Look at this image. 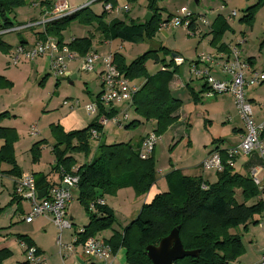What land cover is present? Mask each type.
Listing matches in <instances>:
<instances>
[{"label":"trees","instance_id":"trees-1","mask_svg":"<svg viewBox=\"0 0 264 264\" xmlns=\"http://www.w3.org/2000/svg\"><path fill=\"white\" fill-rule=\"evenodd\" d=\"M136 0H126L127 4ZM158 1L147 0V11L151 13L148 22H131L126 24L112 19L105 22L106 13L94 14L89 6L79 8L60 18L51 19L43 25V32L36 34L39 41L46 38H54L59 44H63L62 33L71 23L82 26L94 25L101 42L119 41L121 43H138L151 41L159 31L162 20L157 8ZM56 0H34V3L42 9V12L50 14L53 11ZM103 5L110 3L116 5L114 0H96ZM24 0H0V35L1 32L10 30L13 23L9 15L13 10L22 5ZM264 0L257 2L244 10L238 20L239 23L251 27L254 17ZM218 18L215 19V22ZM230 31L226 23L219 22L211 32L213 37L211 44L221 41L225 32ZM22 45V44H21ZM68 48L79 57H84L90 52L92 37L74 38L67 43ZM225 51L223 44L220 45ZM0 49L5 53L9 50L0 41ZM152 58L156 64L160 63L165 68L153 75H148L145 63ZM112 64L128 80H143L133 96L131 109L138 119H133L124 128L135 129L141 122H154L153 133L160 137L167 129L178 121L176 113L181 107V101L174 98L168 88L172 76L176 72V66L172 62L165 64V60H158L154 52H146L130 62L120 54H113ZM171 69V71L167 70ZM12 87L11 82L0 76V90ZM204 92L206 87L203 85ZM192 101L196 102V95L189 90ZM112 116V110L106 113ZM4 116V114L0 115ZM95 129L102 134L101 127L91 122L87 127L65 133L58 125L50 126V134L54 141L52 153L55 168L60 175V170L78 177L76 189L78 202L84 206L88 214L89 224L84 228V233L79 241L96 236L97 232L110 228L113 215L106 205H96L98 199H103L107 194L113 195L122 187H130L137 195L149 192L155 183V161L153 151L151 155L142 160L139 158V149L130 142L106 145L98 139L95 155L90 162L83 164L75 171L77 161L75 155H89L90 130ZM0 138L5 139V145L0 151V162H5L12 167L15 163L12 152V143L16 140L14 133L9 129L0 128ZM45 144L40 141L31 147L32 161L35 162L40 152V146ZM171 150V149H170ZM222 170L216 172V181L208 183L200 177H186L170 174L166 177L168 190L156 194L148 203L142 205L139 214L132 220L123 232L120 240L107 241L115 255L119 249L125 250L127 264H151L144 254L147 246L156 245L171 230L179 228V238L185 251H197L196 257H185L173 264H231L244 254L241 242V234L232 233L233 230L247 231L250 226H257L259 217H264V204L257 201L258 190L249 177H243L234 172L233 167L226 164L227 157L221 152ZM20 176L19 174L16 176ZM175 178V179H174ZM36 188L39 177L34 176ZM174 179V180H173ZM40 183V181H39ZM205 186L202 189L201 186ZM47 190L44 185L41 189ZM255 202L249 204L251 200ZM93 208L90 209V206ZM16 238L27 246H33L25 236ZM8 253L0 251V264Z\"/></svg>","mask_w":264,"mask_h":264},{"label":"rangeland","instance_id":"rangeland-1","mask_svg":"<svg viewBox=\"0 0 264 264\" xmlns=\"http://www.w3.org/2000/svg\"><path fill=\"white\" fill-rule=\"evenodd\" d=\"M92 1L93 0H70V7L72 8L71 11H75L79 8H82L83 6L92 4L91 10L95 12L96 15H101V13L103 12V9L101 8L103 7V4L102 6L100 5V2L93 4ZM256 2L257 0H229L228 5L226 6L227 9L235 11L237 14L236 17H234L232 20V25L235 29V33H227L224 36V40L231 45L238 43V41L246 40V43L244 42L245 44L243 43V46L241 45V47H243V51L246 52V54H242L241 51V60H245L247 56H254L255 58H257L255 63L256 68H259L258 70H261L264 68V4L259 7L255 14L254 18H256V23L254 27L249 28L244 24L242 25L238 23V20L243 15L244 10L254 5ZM33 4H36L34 3V0H24V3L22 5L16 7L13 10V12L9 15V19L14 26L26 24L32 18L38 19V17L40 16L39 13H41L39 11L40 8L38 7L37 9ZM115 6H117V4ZM128 6L129 13L127 14V17L124 16L126 13H124V15L122 13L120 16H118L119 21H122L126 24L136 22V18H139V23L144 21V18L148 13L146 9L147 0H136L134 3L128 4ZM156 6L157 8L165 9L161 12L162 18H165L168 14H171L170 17L179 16L180 9L183 7L187 8L196 17L199 16L196 15L197 13H201L206 17L209 25L211 24V18L216 15V11L214 9H210V0H201L199 5H196L195 0H162L158 1ZM40 10L42 11V9ZM213 11H215V13H213ZM51 16L53 15H49V17ZM167 17L165 19L163 18V20H166ZM106 18L107 14L105 20L108 21L109 19ZM95 28L96 27L94 25L82 26L74 22L71 23L67 29H65L64 37L66 40H71V38L73 37L84 38L90 36L92 37L91 51L94 52L97 48L100 47V45H102V42L99 39V34L95 31ZM15 29V31L6 34L4 37V34L0 35V41L3 42L4 40L7 44L12 46L19 43L22 39H29L31 37L32 32L29 31L28 28L25 27V25L17 27ZM207 38L208 37H206V39L204 38L200 40L199 36L197 35L189 36L187 30L183 28H177L174 30H159L156 36L151 41H143L138 43H122L124 44V49L120 52V54L125 57L126 62H130L131 60L146 52H154L157 55L159 62L162 59L167 62L169 61V58L172 56V54H175L176 56L181 58L182 62H184L180 65V71L175 76H177L181 81L185 82L186 80L189 81V79L191 78V75L189 74L190 72L188 71L189 64L196 58V55L200 53L207 54L208 52H211V50L207 46ZM119 44V41H115L109 46L100 48L98 50V54L101 51L105 52L106 54H108L109 50L116 51V46H118ZM2 54L4 53L0 49V63H2V56H4ZM100 56L101 54L98 55L99 58ZM107 56L108 55H106L105 58ZM21 61L23 60H20L19 63ZM79 64L80 59H78L77 61L75 60V62L71 63V66L75 67L73 70L74 75L76 76L75 79H60L56 88L53 86V80L48 79L51 78L50 75L47 78L49 80V84L45 87L43 84L40 86L39 83L47 70L46 68L44 70L45 72L43 71L39 75L30 76L28 79H26L25 74L22 71V66H19L18 68H11V71L13 73H19L15 78L16 86L14 88V93L23 99L22 104L20 105L21 109L17 110V112H26L25 115L29 116L30 118L42 115L43 111L45 110L44 107L47 105V100L50 97L55 100V104H61L63 101H68L70 103L78 102V104H80L79 107H84L86 104L94 101L96 95L100 90L99 76L97 75V73L99 74V72H97V70L99 69L100 71H102L103 64H96L95 71L92 73L79 71L77 69ZM160 65L161 64H156L155 62H153L152 58L148 59L145 63L147 74L153 75L160 68ZM167 70L171 71V69L168 68ZM262 72H264V69ZM131 82V84H133L134 86H138L140 84V80H134ZM192 83L194 87L202 85L201 81H193ZM244 92L247 99H249L250 97L253 98L256 106H261L264 104V82L259 86H250L248 88L246 87ZM179 96L182 101V105L179 111L180 119L174 125H172V128L169 131L160 136V140L157 141L158 143L155 146L156 148L154 147V149H156L153 154L155 161L156 179L154 184L160 186L162 188V191L165 190V183H167L166 177L173 172V175H181V168L197 170L198 163L201 162L202 158L204 157V153L206 152V150L213 146L211 144L213 139L218 140L219 138H224V146H228L230 144L233 146L229 148L236 147L239 143L237 144L236 142H234V140L238 137V135L233 134L232 128L236 125H243L240 118L237 117L233 100L228 95H207L204 92V94H201L200 100H197L195 103L190 100L189 94L185 89L182 90ZM0 100L2 101V99ZM117 107L118 110L119 108H123V106L121 105ZM256 108L257 107L255 106L252 108V111L254 113L253 116H256ZM59 109L60 111L64 112H68L69 110L68 107L64 106H61ZM127 113L128 121H132L131 119L135 117L133 110L129 109ZM51 114L53 115V112H51ZM227 117L233 118V120L231 122H227L225 121ZM254 120H256V118ZM261 121H263V119L259 121L256 120V123H260ZM141 123L142 124L137 126L135 130H126L124 126L122 128H117L114 125L113 121H110L102 129L103 143H105L106 145H112L117 144L118 142H127L129 139H132V144H136L138 138L141 135L149 131V133H152L151 128L154 127V124L151 122ZM172 138H174L175 141L178 140L179 142H181V144L178 143L179 146H177L176 148L175 145L171 150H167L168 146L171 144ZM98 143L99 142L96 140H89L88 145L90 150L88 158H92L95 155ZM203 144L204 146H206L205 151ZM78 158L83 159L84 156L81 154L77 155V157L75 158L76 161H78ZM172 162L177 164V168H173L171 164ZM188 172L191 173L189 170ZM215 172L217 171H214V173ZM259 178H261L260 175ZM213 179L214 176H211V180ZM153 189L154 190L151 191L152 199L154 198L153 194L157 189V186H155ZM71 196L72 200L69 207H67L71 212H73L75 219H73V221L71 222L73 224L72 231L66 230L63 233V243L70 242L71 232L75 236L78 230L89 224L88 214L85 211L84 206H82L78 202L76 190H71ZM103 198L105 199V203L107 202L106 207L109 208L112 212L113 219L110 228L97 232L96 237L109 242L120 240L123 236L125 228L139 214L140 209L142 205H144V201L147 198V193L139 196L134 193L132 188L122 187L118 189L113 195L107 194ZM253 202H255V199L251 200L249 204H252ZM10 211L11 210L9 205H6L4 209H0V231L9 232V229H11L10 232H16L18 234L26 230L32 232L31 234L36 240L35 245L38 248L43 249L44 253L42 254L47 259V263L52 264L53 261L60 262L59 257L56 254V227L53 224H49L46 227L38 228L35 230L36 226L34 224L36 222L32 224H25L24 222L20 221V219L13 218L11 220L10 215L12 214L10 213ZM127 213L130 214L129 216L131 219H124ZM257 220V226H250L251 230L248 232L242 231L241 228L231 231L232 233H237L238 231L240 232L243 247L246 248V251L249 252L255 251V245L261 247L264 240V217H260V219L258 217ZM2 228H6V230H2ZM5 234H7L8 238L11 237V235H9L8 233ZM15 235H13L14 238ZM77 250L78 252L80 251V249ZM122 250L124 251V255H121V257H117L114 264H127L125 260V250ZM82 257L85 260L87 258L84 255ZM66 264H72V261L69 259Z\"/></svg>","mask_w":264,"mask_h":264},{"label":"built area","instance_id":"built-area-1","mask_svg":"<svg viewBox=\"0 0 264 264\" xmlns=\"http://www.w3.org/2000/svg\"><path fill=\"white\" fill-rule=\"evenodd\" d=\"M221 9L224 6L220 7ZM65 3L58 4L54 7L51 17L40 21L37 25H44L51 19L60 18L64 15L60 13L67 11ZM103 11L109 15H119L127 13L128 6L118 7L112 6L110 3L104 4ZM60 14V15H58ZM235 11H230L227 20L236 17ZM208 26V21L205 16L196 17L187 8L180 9L179 16H173L169 20L160 23L159 30H170L183 28L187 30L189 36L199 34L197 32L198 25ZM30 26V25H28ZM27 26V27H28ZM195 27H197L195 29ZM15 28L1 32L8 33L15 31ZM244 43L239 41L236 45L228 48V53H220L209 55L200 53L196 57V65H192L189 69L190 75L195 79L200 80L206 87L207 95H230L232 97L236 113L242 121L244 133L241 141L236 147L227 149L226 164L232 167L235 159L239 156H248L251 153H257L260 158L264 157V120L256 123L253 116L252 104L245 97V88L250 86H258L264 82V73L250 71L247 62L240 58L239 47ZM40 57H47L49 75L56 81L63 78H69L68 66L71 62L79 58V56L71 51L67 44H59L54 38H46L43 41H38L27 47L17 45L9 54L10 65L17 66L20 60H33ZM98 60L96 54H86L82 58L79 71L92 73L95 71V63ZM176 66L182 64L178 58H172ZM197 64H204L205 68H198ZM218 68L223 75V79L215 78L211 71ZM248 76L246 77V74ZM100 90L94 101L84 106L88 116L93 122L103 128L110 121H113L117 128H122L124 123L128 121L126 110L119 111L117 106H126L131 108L133 96L138 90V86L131 84L122 73H120L112 64V56L106 57L103 70L98 74ZM63 105H68V101H63ZM77 106V102L74 103ZM264 109V104L261 105ZM101 109H105L106 113L112 110V116L107 117L100 113ZM31 135L35 134V129L31 128ZM90 140L98 141L100 133L95 129L90 130ZM158 137L154 133L148 134L141 142L139 149V158L147 159L156 143ZM203 170L221 171L220 155L217 152L211 153L202 163ZM62 185L59 187H50L46 190L42 198L38 199V190L36 188L35 179L32 175H20L14 178L13 195L21 202L29 205V211L23 216L22 221L29 224L39 217H48L52 224L57 229L56 246L58 255L61 260L72 256V264H80L76 253V247L81 250L82 255L86 256L90 264H113L114 254L112 253L111 245L96 236L89 237L84 241H79L80 236L84 233V228L78 230L75 234L70 235L69 243H63L62 234L66 230L72 231V220L67 214V205L72 200L71 190L76 189L78 177L72 174H67L60 170ZM249 178L258 190L257 201L264 204V179L259 178L258 170H251ZM63 185L67 188L64 189ZM205 189V186H201ZM96 205H104V202L98 199ZM93 205L90 206V209ZM263 251L260 259L255 264H264V240L262 242ZM20 246L24 251V260L22 264H47V259L34 246H27L20 242Z\"/></svg>","mask_w":264,"mask_h":264},{"label":"crops","instance_id":"crops-1","mask_svg":"<svg viewBox=\"0 0 264 264\" xmlns=\"http://www.w3.org/2000/svg\"><path fill=\"white\" fill-rule=\"evenodd\" d=\"M95 1L96 0H93L92 3L93 4L97 3ZM114 1L116 2L118 7L122 8L125 5L128 6L126 0H114ZM200 1L201 0H195L196 5H199ZM210 1H211V8L210 9H214L216 11V15H214L213 18H211L212 20L210 21L211 24L209 25V27L200 25L199 22L196 21V24L198 25L197 32H200L199 34H197V36H199L200 40L204 39V38L206 39V37H208L207 38L208 39L207 40V46L211 50V52H208L207 54L215 55V56L217 54H220V53H226L227 54L228 48L237 44L236 43L234 45H231V44H228L224 40V36L227 33H229V34L235 33V29L232 25L233 19H231V20L226 19L229 12L231 11V10L227 9V7H226L229 3V0H210ZM62 3H65L66 7L68 9H67V11H65V13H62L61 15H66V14L73 12V11H71L72 8L70 7L71 6L70 0H56L54 7L56 5L62 4ZM33 5H34V7H36L38 9L37 4H33ZM91 5L92 4L86 5V6H89V8L91 9ZM100 5L102 6V3H100ZM221 6H224V8L221 9L220 8ZM159 9H161V8H159ZM162 10L164 11L165 9H161V12H162ZM39 11L41 13H39L40 16L38 17V19L32 18L26 24H21L18 26L13 25V27H12V28H17V27H21L24 25H25V27H27L28 25H30L27 27L28 30L32 32L31 37L29 39H22L19 43L12 45V46L7 44L6 41L3 40V44H5L7 47H9V50L5 49L6 52L4 54H2L4 56H2V63H0V76L5 78L7 81L11 82L12 87L9 89L0 90V99H2V101L0 100L1 101L0 102V115L4 114V116L0 117V128L12 130V132L14 133V136L16 137V140L12 143V152L10 154L13 157V160L15 163L14 167H12L11 165H9L5 162H0V209H4V207H6V205H9L10 210H11L10 213L12 214V215H10L11 220L14 218V219H20V221H22L23 216L26 215L27 212L29 211V205L27 203L19 201L13 195V186H14L13 181H14V178L18 174L19 175H23V174L32 175L33 177L35 176V178L39 177L40 183H39V181H37L38 182V187H37L38 192L41 191V189L44 185L47 186V189L50 187H59L62 185V181H61V177L59 175V172L56 169H54L55 168V161H54L53 153L51 151L54 141H53L51 134H50V126L51 125H58L62 128V130L65 133H67L70 131H76V130L83 129V128L87 127L91 122H93L92 121L93 119L88 116L84 107H79L80 104H78V102H77V106H75L74 103H70V102H68V105H63L62 104L63 102L61 104H57V103L55 104V100L52 99V97H50L47 100V105L44 107L45 110L43 111L42 115L30 118L29 116L25 115L26 112H23V113L17 112V110L21 109L20 105L22 104L23 99L14 93V90H15L14 88L16 86L15 78L17 77V75L19 73H13L11 71V68H18L19 66H22V71L25 74L26 79H28L30 76H35V75L41 74L45 70V68L47 69L46 72L48 71V59H47V57H40V58H36V59L30 60V61L23 60L20 63H18L17 66H15V67H12L10 65V59H9L10 52L17 45L22 44L24 46L29 47V46H31L34 43L39 41L37 39L36 34L39 32H43V25H37V24L42 20L48 19L49 15H52V12L50 14H48V13L42 12L40 9H39ZM215 11H213V13H215ZM161 12H160V15H161ZM222 12H224V13H222ZM93 13L96 14L95 12H93ZM128 13H129V6H128L127 13L125 15L123 13V15L125 17H127ZM112 15H107L106 19H109V20L108 21L105 20L106 23L112 19L118 20L119 19L118 16H120L121 14H119L117 16L116 15L112 16ZM170 15L171 14H168L167 16H170ZM196 15L200 16L202 14L197 13ZM163 18H162V20H163ZM217 18H218V21L215 22V19H217ZM136 19H137V21L134 23H139V18H136ZM219 22L226 23L229 26L230 31L225 32L221 38V41L219 43L213 45V44H211V39L213 37V34L211 32L216 28V26L218 25ZM238 23H239V21H238ZM255 23H256V18L254 19L252 26L249 28L254 27ZM239 24H241V23H239ZM196 28L197 27H195V29ZM170 30H174V29H170ZM9 33H12V32L4 33L3 37ZM242 34H244V33H242ZM62 37H63V42L65 44L69 43L73 38H75V37H73V38H71V40H66L64 37V32L62 33ZM115 41H117V40H115ZM115 41L102 42L101 43L102 45H100V47L97 48L94 52H92L91 51L92 49H90V53L97 55L99 52L98 50L100 48H104L106 46H109V45L113 44V42H115ZM229 41H231V40H229ZM244 42L246 43V40ZM221 44H223V46L225 47V51H222V48L220 47ZM116 47H117L116 51H113V50L110 51L109 50L108 54L101 51L99 53V54H101V56H100V58L98 57V60L96 61L95 66H96V64L97 65L103 64V67H104V61L106 59L105 56L106 55L113 56V54H116V53L120 54V52L124 49V44H122L120 42V44ZM239 49H240V51H242V54H246V52L243 51V47L240 46ZM120 55H122V54H120ZM198 55L199 54H197L196 57ZM173 57L181 60L180 57L176 56L175 54L174 55L172 54V56L169 58V61L165 62V64L172 62V65L176 66L175 63L172 61ZM82 58L83 57L78 58V59H80V64L77 67L78 70H79V67L81 65ZM240 58H241V54H240ZM78 59H76V61ZM256 59L257 58H255L254 56H247V58H245V60H242V61L247 62L250 71H256V72L264 73V72H262L264 68L261 70H258L259 68H256V65H255ZM195 60H196V58L193 61H191V63L189 64V69L192 65H194V64L196 65ZM73 62H75V61H73ZM71 63L68 66L67 71L69 73V78H67V79H71V77H76L74 75V71H73L75 67L71 66ZM183 63L184 62H182V64ZM158 64H160V63H158ZM180 65L176 66L177 67L176 72L172 76V78L168 84V88H169L171 95L174 98L181 101L179 94L182 92V90L183 89L187 90L188 94H189V90H191L197 96L196 101L200 100L201 94H204L203 83L201 82L202 85H200L198 87H194L192 82L193 81H200V80L195 79L193 76H191L189 81H187V80L185 82L181 81L177 76H175L180 71V67H181ZM197 66L200 69L205 68L204 64H197ZM162 69L164 70L165 68L161 64L160 68L156 72L162 71ZM46 72H45L44 76L41 78V81L39 83L40 86L42 84L44 85V87L47 86L49 84L48 79H52L53 81L52 80L51 81L53 83V86L56 88L60 79L56 81L52 77L48 78L49 72H47V73ZM97 72L100 73L101 71L98 69ZM211 73L215 78L223 79V75L219 72L218 68L212 69ZM97 75H98V73H97ZM247 76H248V73L246 74V77ZM63 79H66V78H63ZM142 83H143V80H140V84L138 85V87H140ZM228 96H230V95H228ZM189 97H190V95H189ZM231 99H232V97H231ZM190 100H192L191 97H190ZM247 100L252 104V108L254 106L257 107L255 110L256 116L254 115V119L256 118V120H258V121L262 120V119L264 120V109H262L261 106H256L252 97H250ZM181 105H182V101H181ZM61 106L62 107L63 106L68 107L69 108L68 112L60 111L59 108ZM129 109H131V108L123 106L122 109L119 108V111L126 110L128 112ZM179 111H180V109L176 113V115L178 116V121L180 119L179 118L180 117ZM51 112H53V115L51 114ZM50 116H52V117H50ZM237 117L239 118L238 115H237ZM133 119H138V117L135 116L131 120H133ZM232 120H233V118L227 117L225 121L231 122ZM256 120H255V122H256ZM127 122L129 123L130 121H127ZM127 122L124 124V126H126L128 124ZM151 123L154 124V122H151ZM31 128L35 129L34 135H31V131H30ZM171 128H172V126H170L167 129V131H169ZM153 130H154V127L151 128L152 133H153ZM149 132H146L145 134L141 135L138 138L136 144H132V141H133L132 139H129L127 142H130L135 148L140 149V145H141L142 140L148 135ZM232 132H233V134L238 135V137L235 138V140H234V142H236L238 144L241 141V137L244 133L243 125L242 126H238V125L233 126ZM50 137H51V139H50ZM102 137H103V134H101L100 142H103ZM158 140H160V137H158ZM40 141H44L45 144L40 146V148H39L40 152H39V155L37 157V160L35 162H33L32 161V154H31V147ZM127 142H118V143H127ZM178 143L181 144V142H179L178 140L175 141V139L172 138L171 144L168 146L167 150L172 149L175 145H176L175 146V148H176L177 146H179ZM211 144L213 146L211 148H209L208 150H206V152L204 153V157L202 158L201 162L198 163L197 170H193V169H189V168H181L180 172H181L182 176L200 177L203 181H207L208 183H214L216 181V172L214 173V171L203 170L201 168V163L211 152L218 151V153L222 152L224 154L225 150L228 149L229 147L233 146V145L229 144L228 146H224V138H219L218 140L213 139ZM4 145H5V139L0 138V151H1V148L3 149ZM203 147H204V151H205L206 146H204V144H203ZM155 150L156 149L153 150V154H154ZM76 157H77V155H75V158ZM91 159L92 158H88V157L83 158V159L78 158L77 164L73 168V171H75L77 168H79L83 164L90 162ZM171 164H172L173 168H177V164H175L173 162ZM253 169L258 170L259 175L261 176V179H264V157L260 158L257 155V153H251L248 156H240L239 158L235 159V162L233 164L234 172L240 176H243V177H249L250 171ZM188 170L191 173H189ZM210 172H212V173H210ZM211 176H214L213 180H211ZM263 182H264V180H263ZM155 186H157V189L155 190L153 196H155L156 194L162 193V192H166L168 190V184L167 183H165V190L164 191H162V188L160 186L154 184L150 188V190L148 192L149 194L147 193V198L144 201V204L149 203L151 201V199H152L151 191L154 190L153 188ZM101 200L104 202V205H106L107 202L105 203V199L103 198ZM69 205H70V203H68L67 206L69 207ZM68 207H67V214L69 213L68 217H69V219H71L73 221V219H75V216H74L73 212H71L69 210ZM129 215L130 214L127 213L126 217H124V219H131ZM15 217H17V218H15ZM22 222H24V221H22ZM34 222H36L34 224L36 226L35 230L38 228L46 227L49 224L50 225L52 224V222L49 220L48 217H39L29 224H32ZM25 224H27V223H25ZM250 228L251 227H248L246 232L250 231L251 230ZM2 230H6V228H2ZM10 230L11 229H9V232H6V231L1 232L0 231V251H5L6 253H8V255L1 262V264H22V262L24 260V251H23L22 247L20 246V241L16 238L17 235L25 236L28 240H30L32 245L35 248H37L41 254L44 253L43 249L38 248L35 245L36 240L32 236V234H31L32 232H29L28 230H26V231L20 232V234H18L16 232H10ZM5 233H8L13 238H11V237L8 238L7 234H5ZM15 233H16V235H15ZM238 233H239V231H238ZM71 234H72V232H71ZM13 235H15V238ZM62 237H63V234H62ZM77 249H79V248L76 247V253H77V256L79 258L80 264H90L92 261H90L88 258H86V260L83 259V257H82L83 255L81 253V250L78 252ZM246 250L247 249L244 248L243 256L236 259L231 264H255L260 259V256H261L262 251H263V245L261 247L258 245H255V251L254 252H249ZM80 253H81V255H80ZM56 254L59 257L60 262L53 261L52 264H66V262L69 259L73 263L72 256H68L66 259L61 260L60 256L58 255V251ZM121 255L122 256L124 255V251L122 249H119L113 257V264H114L115 260L117 259V257H121Z\"/></svg>","mask_w":264,"mask_h":264},{"label":"water","instance_id":"water-1","mask_svg":"<svg viewBox=\"0 0 264 264\" xmlns=\"http://www.w3.org/2000/svg\"><path fill=\"white\" fill-rule=\"evenodd\" d=\"M151 18V13L148 12L144 18L148 22ZM75 77H71L74 80ZM66 189V185L63 186ZM45 190L38 192V199L42 198ZM144 254L151 264H173L177 260L185 257H196L197 251H185L182 247L179 238V228H175L170 233L162 238L156 245L147 246L144 249Z\"/></svg>","mask_w":264,"mask_h":264},{"label":"bare ground","instance_id":"bare-ground-1","mask_svg":"<svg viewBox=\"0 0 264 264\" xmlns=\"http://www.w3.org/2000/svg\"><path fill=\"white\" fill-rule=\"evenodd\" d=\"M243 129H244V127H243ZM153 150H154V149H153ZM226 151H227V150H225V152H224V155H225V156H226ZM214 152H217V153H218V151H214ZM211 153H213V152H211ZM211 153H210V154H211ZM210 154H209V155H210ZM218 154H219V153H218ZM209 155H208V156H209ZM208 156H207V157H208ZM207 157H206V158H207ZM206 158H205V159H206ZM205 159H204V160H205ZM204 160H203V161H204ZM220 160H221V158H220ZM203 161H202V162H203ZM226 161H227V160H226ZM63 186H64V185H63ZM66 187H67V186H66ZM44 190H45V189H44ZM42 191H43V190H42ZM40 192H41V191H40ZM45 192H46V190H45ZM44 194H45V193H44ZM96 201H97V200H96Z\"/></svg>","mask_w":264,"mask_h":264}]
</instances>
